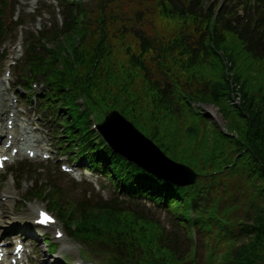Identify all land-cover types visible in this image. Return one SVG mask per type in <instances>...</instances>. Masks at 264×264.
I'll use <instances>...</instances> for the list:
<instances>
[{
  "label": "trees",
  "instance_id": "1",
  "mask_svg": "<svg viewBox=\"0 0 264 264\" xmlns=\"http://www.w3.org/2000/svg\"><path fill=\"white\" fill-rule=\"evenodd\" d=\"M174 1H180V6ZM192 1L188 4L183 0L153 2L152 11L158 19L152 20L143 19L142 14L127 12L122 2H95L96 5L86 16L92 22L86 26L87 33L83 36L85 43L81 49H73L71 57L66 50L59 49L44 66L32 64L31 73H43L47 77L45 84L50 91L72 110L78 111L79 107L74 106L73 102L81 98L83 117L89 114L99 117L107 110L117 108L115 101L131 109L132 105L139 103L133 101L128 104L132 101L128 90L131 82H125L121 77L138 68L146 70L144 65L150 61L152 69L166 65L168 72L159 79L148 81L153 90H144L139 99L146 108H164V115H159L158 122H153L155 135L160 137L166 149L175 153L174 157L179 162L188 163L187 157L196 153L201 163L199 167L194 168L195 164L192 167L202 178L208 177V170H219L230 158L239 155L234 171L230 174L250 184L255 192L254 195L247 188L256 213L252 228L243 224L241 214L234 212L232 207L221 212L220 205L216 204L199 211L197 222L200 229L215 242V247L209 250V264H264V50L252 46L250 40L242 42L244 51L263 56L260 57L262 68L258 72L238 68V80L243 82L244 104L238 112L231 114L236 122L230 126L236 132L237 139L220 135L210 128L203 132L201 141L197 142L199 131L191 126L181 138V141L190 143H185L181 149L180 145L170 147L169 144L168 135L179 140L180 130L174 118L176 110L173 109L171 114L166 105L159 102L162 97L160 91L166 87L175 90L184 106L190 99L213 102L212 99L204 98L201 94L204 88L197 86L202 79L198 70L201 65L199 59L201 54L210 52V42L217 49L226 42L223 33L211 24V10L204 12L201 3L197 6ZM4 17L3 5L0 21ZM115 23L123 25L128 33L134 35L126 36L125 45L121 49L110 50L106 44L110 35L117 31L113 25ZM66 42H71L69 36ZM72 48L70 43L69 49ZM134 87L137 88L135 93L141 94L142 87L135 83L132 89ZM132 89L131 94L134 93ZM226 90L224 87L223 92ZM225 95L223 93L220 97ZM193 122L201 124L199 119L193 118ZM179 123L185 125L184 122ZM209 135L212 136L211 145L208 144ZM124 170L125 166H122L121 171ZM203 187L206 188L205 185ZM55 208L60 210V207ZM244 215L246 217V213ZM71 226L77 230L80 239L127 255L126 258L118 259L120 264L187 262V257L176 259L175 252L169 249L176 243L168 241L157 226L151 222L144 223L131 213L106 211L100 214L97 211H85L75 222H71ZM163 243L168 244L169 248H165Z\"/></svg>",
  "mask_w": 264,
  "mask_h": 264
},
{
  "label": "rangeland",
  "instance_id": "2",
  "mask_svg": "<svg viewBox=\"0 0 264 264\" xmlns=\"http://www.w3.org/2000/svg\"><path fill=\"white\" fill-rule=\"evenodd\" d=\"M19 2L22 3V0H19ZM213 119L217 123H220V124L223 123V119H222L221 115H219V114L215 115ZM26 164L29 168V171H34L35 167H37L38 162H28L27 161ZM17 167H19V165ZM52 170L54 171L55 169L52 168ZM36 173H38V171H36ZM11 176H13V173L9 174L6 177L5 182L0 181V186H2V192H3L2 195L7 198L6 201L2 205V209L0 212V214L4 213L5 215H7L6 221H8V222L3 223V226H6V224L12 223L14 221H19V222L23 221L25 215H27L25 210H30L32 213L34 212L35 209H43V210L45 209L46 211H49L48 207L46 206L47 203L44 201L42 202L43 203L42 204L37 200L31 201V202H26L24 200V197H23L24 193L31 186V183L27 181L26 177H24V180L22 181L21 185L18 187L17 185H14L11 183V180H10ZM4 178L5 177L3 176L2 180ZM34 179L35 178H32V180H34ZM54 181L60 185H63L66 188L68 187L74 198L81 197L85 191H87L88 193L93 192L92 189L86 184L83 185V188H81V187L75 188V187L71 186L70 182H69V178H66V177H65L64 181H59L58 179H54ZM108 196L110 197L111 193H108V195L105 193V197H108ZM50 213H52V212H50ZM52 214L55 217V214L54 213H52ZM68 241L70 244L58 246L55 249L54 253L58 256L65 257V259H67L70 256L69 259H71V261L79 259L80 257L78 255V252L82 251L80 246L77 245L76 243L71 242V240H68ZM36 245L40 248L41 252H42V250L45 249V247L42 246L41 240H39L36 243ZM62 247L63 248L65 247V248L63 250H61ZM52 260L53 259L50 258L48 255H45L42 258V261L44 262V264H51Z\"/></svg>",
  "mask_w": 264,
  "mask_h": 264
},
{
  "label": "bare ground",
  "instance_id": "3",
  "mask_svg": "<svg viewBox=\"0 0 264 264\" xmlns=\"http://www.w3.org/2000/svg\"><path fill=\"white\" fill-rule=\"evenodd\" d=\"M0 106L2 107L3 106V101H1V99H0ZM8 120H10V119H8ZM0 126H1V128H2V126H3V124H0ZM18 135L19 136H22L21 138L24 140V141H27V139H26V131L25 130H21V129H19L18 130ZM3 134V130H1V135ZM28 150H30V149H28ZM36 218H34L33 220H32V222L35 220Z\"/></svg>",
  "mask_w": 264,
  "mask_h": 264
},
{
  "label": "snow or ice",
  "instance_id": "4",
  "mask_svg": "<svg viewBox=\"0 0 264 264\" xmlns=\"http://www.w3.org/2000/svg\"><path fill=\"white\" fill-rule=\"evenodd\" d=\"M41 215L44 217V219L40 221L41 223H47L50 221L51 218L48 217L46 214L42 213Z\"/></svg>",
  "mask_w": 264,
  "mask_h": 264
}]
</instances>
